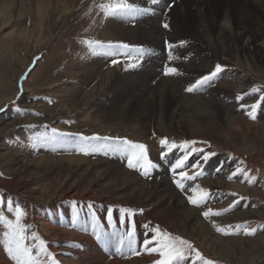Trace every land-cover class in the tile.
Wrapping results in <instances>:
<instances>
[{"label": "bare ground", "instance_id": "bare-ground-1", "mask_svg": "<svg viewBox=\"0 0 264 264\" xmlns=\"http://www.w3.org/2000/svg\"><path fill=\"white\" fill-rule=\"evenodd\" d=\"M52 1L0 0V28L10 26L11 33L23 34L27 30L24 22L32 17V12H35L40 27L48 18ZM79 1L54 0V11L63 21L66 14L71 15L77 10ZM128 2L149 7L152 11L134 19L108 17L101 34L108 40L150 49L149 55L138 67L127 69L125 73L119 63H111L112 58L120 55H96L97 58H91L83 65L73 63V82L62 110L45 119L35 118V122H55L64 112L74 114L81 122L91 120L99 127L110 129L107 132L100 130L101 134L116 136V130L124 125L126 135L134 138L169 131L192 138L213 139L219 144L224 138L238 151L244 149L248 160L264 162V117L249 120L248 108L240 107L241 103L249 106L252 96L246 95L241 101L235 99L238 94L248 93L257 83L256 77L262 75L259 70H264V0H159L156 5L148 0ZM164 23H168L169 28L165 29ZM166 42L175 45L169 48L168 54L164 52ZM169 56L173 59L169 60ZM222 63L230 69L198 90H186L216 64ZM26 64L27 61L23 68ZM166 64L175 67L177 74L165 75ZM137 74L140 76L135 77ZM154 77L157 83L151 86L150 80L153 78L151 84L155 82ZM7 91L6 88L0 92V107L18 95L15 89ZM24 91H28L26 86ZM261 109H264V101ZM261 113L264 114V110ZM4 118L5 112L0 113V134L14 126L33 122ZM145 141L151 153L149 156L158 165L150 177L128 168L125 157L118 153L111 152L110 158L99 159L51 155L33 158L16 154L0 144L2 170L12 176L9 180H0V190L25 207V223L31 225L27 234L36 232L63 264H145L146 260H154V255L142 251L147 232L143 225L154 218L174 226L182 237L195 241L212 256L227 262L264 264L252 253L255 251L252 248L264 249V234L257 235L256 243L251 245L249 240L215 233L209 227L210 222L198 214L197 208L186 203V182L183 190L174 183L171 168L178 154L174 152L162 159V151L157 148L155 139L149 137ZM220 163L223 166L230 162L222 159ZM220 163L207 169L210 178L203 184L264 197L261 190L220 179L218 175L224 179L231 175L230 168H222ZM216 170H219L218 174ZM71 199L142 207V214L136 217V247L141 254L134 256L127 248L121 253L116 252L120 234L127 230L126 224L121 227L119 223L120 212L113 215L116 224L103 229L101 224L107 216L104 208H98L94 210L95 221L92 215L86 226L83 217L75 216V206L68 202ZM84 211L87 213L82 206L76 208L80 216ZM261 214L264 212L241 210L230 215L228 220ZM105 222L107 226V219ZM94 223L109 234L107 247L93 235ZM147 234L151 236L150 232ZM73 244L79 247H73ZM6 257L9 256L0 245V264H11ZM190 259L183 264H198Z\"/></svg>", "mask_w": 264, "mask_h": 264}, {"label": "rangeland", "instance_id": "rangeland-1", "mask_svg": "<svg viewBox=\"0 0 264 264\" xmlns=\"http://www.w3.org/2000/svg\"><path fill=\"white\" fill-rule=\"evenodd\" d=\"M100 2H104V0H80L77 10L71 15L66 14L64 16L65 17L64 20L61 21L62 20L61 17L58 16V13H56V11H54L56 10L55 9L56 7L53 0L48 9L49 15L47 17L49 19L46 18L45 22L43 21L40 27L37 25L38 18L35 16V12H32L31 14L32 17L26 19L24 22L27 30H25L23 34L19 33L18 31L11 33L10 26L0 28V92L1 90L7 88L8 91L10 89L12 90L15 89L16 92L18 93V95L14 99H12L8 103H4V105L0 107V109H3V111H0V113L2 114L5 112L4 120H13L15 118H19V119H24L25 121H30V120L33 121L28 124L14 126L12 128H9L5 132L1 133L0 144L2 145L4 144V146L13 150L16 154H26L29 157H33V158L51 155L56 157L77 156L85 159L86 158L99 159L100 157L110 158L111 152L109 151L107 155L104 154L103 150L99 152H90L87 155H85L82 152H78L76 150V146H77L76 142H80V143L82 142L75 134H82L83 136H88V137L96 135L100 138H104V137L127 138L128 140H131L133 142L143 143L145 145H146L145 138L150 137L155 139V142L157 143V148L163 152H166L167 153L166 155H170L175 152L178 154V158H180L184 155V150L176 148V149H172L171 151H168L167 148H165V146H162L159 143L160 139L167 138L170 143L172 141H175L177 144L185 140L195 141L196 143L194 145H190L187 149L192 154L189 155L188 160L185 162V166L182 169H179L178 171L183 170L187 172L189 175H192L194 172L197 171L202 172V175L197 176L195 180L186 181L188 188L187 189L188 196L193 194L191 192V188L195 187L196 185H199L202 188L207 189L211 194V196L206 201L205 204H202L200 206H196L189 203L188 199H186V203L194 208H197L196 210L198 214L202 216L205 219V221L210 222L209 227L213 229L215 233L220 234L222 237H238L243 240H249V243L251 245L255 244L256 243L255 239L257 238V235L262 233L264 234V214H261L259 216L251 215L248 217L234 219V220L231 219L228 220L229 219L228 217L232 215L234 212L241 210H250L253 212L258 210L260 212H264V197H261L255 193H247L241 190L218 188L203 184L207 178H210V176L207 173V169H209L211 166L215 165L216 163H220V160L227 159L230 162L229 164L223 166L221 163L220 164L222 168L229 167L230 168L229 171L231 172V175L233 172H235V170L238 167L248 172L249 175L246 178L243 174H237L233 176L232 179H228L227 176H225L226 179H224L218 175L220 179H223L224 182H230V183L233 182L234 184L246 186L249 189H258L264 192V162L248 160L249 158L247 154L244 153L243 151L244 149L238 151L234 146L230 145L224 138L220 140L221 144H219L217 141H214L213 139H209V138L203 139V138H194V137L192 138L190 136L178 134L171 131H169L166 134L153 133L147 135L144 138H134L129 135H126V126L124 125H122L120 128L116 130L118 131V134H116V136L109 134H101L100 130L107 132L110 129L101 126L99 127L95 125V123L92 122L91 120H88L87 122H81L77 120L76 117H74V114H68L64 112H61V114L57 117V120L55 122L52 123L51 122L47 123L43 121L35 122L37 121L35 120V118L43 117L45 119L47 116L51 114H55L59 110H62V107L68 98L67 95L69 93V88H71V84L73 82L71 78V67L73 63L83 65L87 60L91 58H97L96 55L89 54L88 48L82 43L83 40L85 39L99 40L104 42L105 44H107L108 42H111L113 44L126 43V42H118L115 39L108 40L106 38H103V34H101V31L102 28L104 27V24L108 22V17H105L101 12H99V10L96 7H94V4H98ZM170 4L171 3H169V5ZM90 8L91 11H89ZM38 27L40 28V30L38 29ZM8 33L10 34L8 35ZM112 59H117L119 65L123 66L121 68L122 72L124 73L127 72V70L125 69V64L128 62L126 56L120 55ZM26 61H27L26 67L23 68V64H25ZM34 65L35 66L37 65L36 68ZM220 65L223 67L224 71L230 69L229 65L227 64L222 63ZM213 69H211L210 71H212ZM210 71H208L203 75L208 74ZM259 71H261L262 75L256 77L258 79L257 83L251 87V89L253 87H259V91L256 93H251V89H249L248 91L249 95L252 96V102H250L249 106L247 107L249 112L252 111L250 106L256 103L258 100H260V97L264 95V87L262 88V85H264V70L261 69ZM22 76L24 77L23 80H21ZM137 76L140 75L139 74L135 75V77ZM154 79L155 82H153L152 84L151 82L153 81V78L150 80L151 86H154L157 83L156 77H154ZM21 86H22V91H21ZM25 86L28 88L27 92L24 91ZM261 106H262V101L256 107L255 119L248 117L249 120L255 121L256 119H260L264 117V114L261 113V110L264 109H261ZM53 128L57 129L58 132L73 134V136H69L67 139V141L71 143V145H69L70 147L66 148V144L68 143H63V141L65 140H62L61 138H58V140H60L59 143L62 144H60L59 147H56L55 150L53 149V147L46 149L44 148L45 145H37L36 147L32 146L33 137L40 136L42 134H51V130ZM91 143L96 146H101V145H106L109 142L101 139L97 141H92ZM48 146L49 145H46V147ZM193 147H195L196 149H203L204 152L215 153V155L210 156V158L205 162L202 159L203 153L199 151L193 152L192 151ZM149 153L150 152H148V154ZM223 156L226 158H223ZM151 157L152 156H149V159L154 162V160L151 159ZM198 161L200 163V167L193 168V165H196ZM125 162H126V158H125ZM125 164L127 165V162ZM136 170L141 171L140 169H136ZM217 171L219 170H216V172ZM152 172L153 170L151 171V173ZM214 173L212 172V174ZM11 177L12 176H8L5 174V172H3L2 165L0 164V180L3 178L9 180L11 179ZM252 177H255V179L253 180L252 183H248V179H251ZM177 179H179L178 176ZM232 193H235V195H231ZM9 195L10 194L0 190V201L4 199L6 200V204H7V208L4 211L5 201L3 200L4 204H2L1 201L0 213H3L9 219H14L12 212H10L8 209L9 203L12 204L13 208L16 205H19L26 213L25 207L21 206L20 204H17L13 200L12 195L10 196ZM241 197H243L244 199H241ZM234 200H238L239 203L235 205L230 211L225 212L219 216H210L207 219L203 216V212L207 211L209 208L213 210H223L228 208L229 205H231ZM68 202L71 204L75 202L74 205L75 210H73L75 216L77 218L83 217L86 226H88L90 222L89 218L94 214L93 209L96 210L98 208H104L105 217H106L108 215L107 206L110 205V209L114 210V212H112V216L115 215L116 213H119L117 209L120 208L133 209L135 214L132 217V222H134L135 224V231H136L137 228L136 217L141 215L143 212L140 211L142 207H134V206L124 207L118 205L115 202L98 204L94 200L86 201L84 199H76V200L71 199L68 200ZM90 203L92 204L91 209H89L88 207ZM81 206L82 207L85 206L87 209V213H85L84 211V214L82 216H80L79 213L76 212V208ZM199 207H201V209ZM26 216L27 214L24 216L22 221L24 224H26L25 223ZM214 218L217 220L212 221L211 219ZM105 219H104V224H101V226L103 227V229L110 228L109 225L107 226L105 225L106 224ZM147 221L144 223L143 227L145 225H148V228L159 226V228L162 230H166L167 232L173 235L182 237L177 232L174 226L168 225L167 223L164 222H160L159 219L154 218L153 220H150L148 222ZM115 224L116 223H114V225ZM126 225L128 227L127 220H126ZM238 225L240 226L239 228H237ZM245 225L249 230L255 229V232H253L250 235L245 234L244 232ZM216 226L225 228L230 234L217 232ZM4 230L5 229L3 228V226L0 225V235H2ZM182 238L190 241L192 246L196 250H198L204 258L215 261L216 264H245L244 262H240V261L227 262L223 259L212 256L209 252L203 250L195 241H192L191 239L186 237H182ZM46 246L48 251L51 252L49 245L47 244ZM252 250H255L252 251V253L257 255V257L261 261H263L262 263H264V249L260 247L256 249L252 248ZM51 253L53 254V257L55 261L58 262V264H63L54 255L53 252ZM132 255L135 256V254ZM153 255L155 256L154 257L155 259L158 258L157 254L153 253L152 256ZM194 255L195 253H191L188 259L194 257ZM6 258L8 259L9 263L14 264V262H12L9 259V257ZM154 260L151 259L146 260L145 264H153ZM196 262H198V264H202V261H196ZM188 264L191 263L189 262Z\"/></svg>", "mask_w": 264, "mask_h": 264}, {"label": "snow or ice", "instance_id": "snow-or-ice-1", "mask_svg": "<svg viewBox=\"0 0 264 264\" xmlns=\"http://www.w3.org/2000/svg\"><path fill=\"white\" fill-rule=\"evenodd\" d=\"M148 2L152 5H156L159 0H148ZM94 7H96L105 17H123L133 19L152 11V9L149 7H141L137 4L128 2V0H104V2L94 4ZM89 11H91V8ZM163 27L167 29L169 28V24L164 23ZM82 43L88 48L89 54L91 55L126 56L128 61L125 64L126 70L138 67L141 61L150 53V49H147L143 46H130L123 43L113 44L108 42L105 44L99 40L89 39L83 40ZM166 43L170 49L175 47V45L171 43ZM183 43V41L180 42L181 45H183ZM172 59L173 57L169 56V60ZM112 63L117 64L118 60L112 59ZM223 71V67L220 64H216L212 71L201 76L193 84L189 85L186 90L188 92H193L202 88L204 85L210 84ZM177 72L178 70L175 67H171L167 64L164 67L165 75L177 74ZM23 79L24 77L22 76L21 80ZM258 91L259 87H253L251 89V93H256ZM246 95H249V93L238 94L235 99L237 101H241ZM261 101H264V95L260 97V100L250 106L252 109V111L248 112L250 118L255 119V110ZM240 107L243 109L248 106L241 103ZM0 111H3V109H0ZM69 135L73 134L58 132L57 129L53 128L51 130V134H42L40 136L33 137L32 146H46L48 144L58 142V138L67 137ZM75 135L82 142L76 146V150L78 152L84 153L85 155L89 154L90 152H99L102 150L104 151L105 155H107L109 151L112 153H118L127 159L128 168L140 169L141 175L146 177H150L151 171L158 167L156 163L149 159L147 147L143 143L133 142L127 138L120 137L100 138L96 135L91 137L83 136L82 134ZM101 139L108 141L109 143L101 146H96L91 143L92 141ZM159 143L162 146H165L168 151L176 148L184 150V155L176 159L171 168L173 172L174 183L178 188L183 190L185 188L186 181H193L197 176L202 175V172L199 171L194 172L192 175H189L183 170L177 171L185 166V162L188 160L189 155L192 154L187 149L190 145H194L196 143L195 141L185 140L177 144L175 141L170 143L167 138H161ZM192 151L202 152V159L205 162L210 158V156L215 155V153L204 152L203 149H196L195 147L192 148ZM165 155L166 152L162 151L161 158L163 159ZM199 167V161L196 165H193V168ZM237 174H243L246 178L249 175L248 172L238 167L235 172H233L232 175L228 177V179H232V177ZM177 176L179 179L176 178ZM254 179L255 177L248 179V183H252ZM191 192L193 194L187 197L188 202L196 206L205 204L211 196L207 189L202 188L199 185L191 188ZM231 195H235V193H232ZM241 199L244 198L241 197ZM73 203L75 204V202ZM238 203V200H234L228 208L223 210H213L209 208L207 211L203 212V216L207 219L210 216L222 215L223 213L230 211ZM88 207L91 209L92 204L90 203ZM8 209L10 212H12L14 219H9L3 213H0V225H2L5 229L2 235H0V245L3 246V249L7 252L9 258L14 262V264H58V262L55 261L53 254L48 251L46 246L47 242L44 239H42L36 232H32L30 236L27 234V230L31 228V225H26L22 222L24 216L26 215L24 210L19 205H16L13 208L11 203L8 204ZM119 211V223L121 227L125 226L126 218L128 227L126 232L120 234L119 242L116 246V252L121 253L122 249L127 248V250L132 254L139 255L140 253L137 251L136 247L135 224L132 222V217L134 216L135 212L130 208H120ZM140 211L142 212L143 210L141 209ZM106 219L110 227L114 226L111 209L108 210ZM93 221H95L94 214ZM73 225H75V220L73 221ZM144 227L147 229V232L145 233V237L143 239L142 251H145L149 254H157L158 258L153 261V264H183V262L189 258L191 253H195L194 257H191L193 261H202V264H216L215 261L204 258L202 254L192 246L190 241L183 239L180 236L173 235L166 230H162L159 228V226L148 228V225H145ZM239 227L240 226L238 225L237 228ZM216 231L222 232L224 234H230L225 228L219 226H216ZM148 232L151 233L150 237L147 234ZM244 232L245 234L250 235L255 232V229L249 230L245 225ZM93 235L97 241L101 242L106 247L108 246L110 240L109 234L101 230L95 223L93 225ZM72 246L79 247L77 244H73Z\"/></svg>", "mask_w": 264, "mask_h": 264}, {"label": "flooded vegetation", "instance_id": "flooded-vegetation-1", "mask_svg": "<svg viewBox=\"0 0 264 264\" xmlns=\"http://www.w3.org/2000/svg\"><path fill=\"white\" fill-rule=\"evenodd\" d=\"M84 200H86V201H87V199H84ZM88 201H90V200H88Z\"/></svg>", "mask_w": 264, "mask_h": 264}]
</instances>
